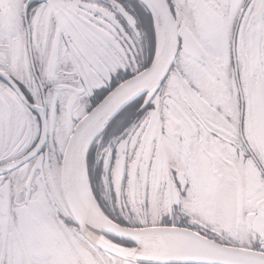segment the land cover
Listing matches in <instances>:
<instances>
[{
  "label": "snow or ice",
  "instance_id": "snow-or-ice-1",
  "mask_svg": "<svg viewBox=\"0 0 264 264\" xmlns=\"http://www.w3.org/2000/svg\"><path fill=\"white\" fill-rule=\"evenodd\" d=\"M0 264H264V0H0Z\"/></svg>",
  "mask_w": 264,
  "mask_h": 264
}]
</instances>
